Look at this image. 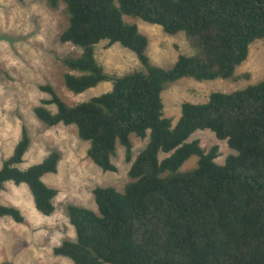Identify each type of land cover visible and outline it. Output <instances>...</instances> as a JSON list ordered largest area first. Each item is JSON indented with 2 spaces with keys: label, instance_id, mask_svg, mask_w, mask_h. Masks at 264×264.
<instances>
[{
  "label": "trees",
  "instance_id": "1",
  "mask_svg": "<svg viewBox=\"0 0 264 264\" xmlns=\"http://www.w3.org/2000/svg\"><path fill=\"white\" fill-rule=\"evenodd\" d=\"M52 9L66 6L68 27L59 40L82 53L66 58L65 87L81 95L104 82L111 91L76 106L67 105L51 85L49 99L35 108L46 126H75L89 144L87 157L103 172L114 173L117 147L131 163V182L123 192L98 187L97 212L69 206L75 241L54 248L73 264H264V79L231 94L213 92L204 104L185 103L173 127L164 118L162 94L168 83L231 80L264 38V0H44ZM124 17L160 27L170 36L184 33L196 54L179 56L172 69L153 66L148 39ZM102 42L134 53L143 68L112 79L98 64ZM55 107L53 113L49 107ZM197 131H211L236 152L224 165L219 147L205 151ZM131 136L149 141L133 161ZM31 139L22 128L12 155L0 168V193L7 184L26 185L35 209L55 213L58 191L43 177L56 174L61 155L54 151L26 170L19 166ZM168 155L160 160V155ZM192 157L197 167L181 172ZM0 218L25 221L16 207L0 204Z\"/></svg>",
  "mask_w": 264,
  "mask_h": 264
},
{
  "label": "rangeland",
  "instance_id": "2",
  "mask_svg": "<svg viewBox=\"0 0 264 264\" xmlns=\"http://www.w3.org/2000/svg\"><path fill=\"white\" fill-rule=\"evenodd\" d=\"M66 6L60 3L52 9L44 0H0V168L9 158L26 128L30 147L19 166L26 170L41 163L52 152L61 155L56 174L43 177L44 184L58 191L53 203L55 213L50 217L41 215L34 206L33 197L26 185L7 184L0 193V204L18 208L25 218L16 224L10 218H0V264H73L69 259L54 255V248L64 241H75L76 235L69 222L67 209L77 206L97 212L93 191L98 187H112L123 192L131 182V163L125 159V149L117 147L112 163L114 173L103 172L87 157L89 144L82 141L75 126L48 127L35 115L42 100L49 96L39 87L51 85L57 95L69 106H76L99 97L112 89V82H104L81 95L70 92L64 84L65 74L70 72L62 63L66 58L78 57L82 51L59 40L68 27ZM135 24L147 37V56L153 66L172 69L179 56L191 57V48L184 33L170 36L155 25L139 19L124 17ZM98 64L112 79L143 70L136 55L120 45L109 46L102 42L96 47ZM264 79V38L249 48L247 60L237 67L231 80L199 82L182 79L168 83L162 94L164 118L175 127L185 103L204 104L213 92L231 94L243 91ZM53 113L56 108L51 106ZM199 140L201 147L209 151L219 147V165L236 152L227 142L219 141L211 131H197L189 142ZM133 161L146 147L149 138L141 140L131 136ZM168 155L161 154L160 160ZM198 158L192 157L180 169L187 172L197 167Z\"/></svg>",
  "mask_w": 264,
  "mask_h": 264
}]
</instances>
